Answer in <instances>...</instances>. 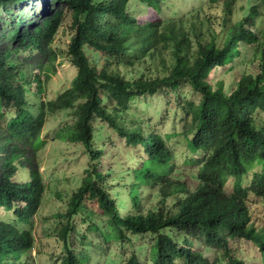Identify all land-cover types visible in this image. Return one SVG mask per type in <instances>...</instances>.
<instances>
[{"label":"trees","instance_id":"16d2710c","mask_svg":"<svg viewBox=\"0 0 264 264\" xmlns=\"http://www.w3.org/2000/svg\"><path fill=\"white\" fill-rule=\"evenodd\" d=\"M23 1L27 0H0V9L7 13L9 4ZM150 1L157 6L162 2ZM53 2L55 11L36 20L24 13L0 20V264H22L33 251L31 232L16 223L29 225L41 206L45 186L35 166L36 144L46 114L63 111L73 112L75 122L67 139L84 148L89 168L63 216L61 264H82L69 237L75 232L74 219L89 203L107 217L118 242L127 235L153 236L151 264H246L230 247L231 239L252 242L264 256V226L254 225L249 202L253 194L264 202V126H253L254 112H264V0H208L177 20L144 24L130 15V0ZM60 3L72 11L75 35L68 55L77 75L55 101H41L35 115L25 87L41 96L45 81L56 73L53 44L65 24ZM22 50H37L46 57L29 79L27 67L14 57ZM236 62L256 64L257 70L243 74L228 89L211 83L216 69ZM125 69H131L130 76L122 73ZM181 82L202 96L184 108L183 119L184 128L193 133L192 149L203 152L195 163L197 187L190 192L179 179L146 169L139 174L141 184L150 189L161 186V207L145 212L138 194L132 199L134 214L122 217L111 198L94 122L129 137L132 147L142 142L148 161L165 167L173 154L161 136L150 129L148 138H141L123 128L120 118L134 96ZM251 170V181L243 187ZM229 180L234 181L230 195L225 191ZM5 212L11 215L5 217ZM201 247L213 258L205 257ZM126 264L141 262L133 254Z\"/></svg>","mask_w":264,"mask_h":264},{"label":"rangeland","instance_id":"374dc122","mask_svg":"<svg viewBox=\"0 0 264 264\" xmlns=\"http://www.w3.org/2000/svg\"><path fill=\"white\" fill-rule=\"evenodd\" d=\"M207 1L162 0L157 6L150 0H130L129 13L139 24L159 19L177 20L192 10L201 8ZM56 7L53 0H27L19 4L12 3L8 5L7 13L0 9V20L7 22L12 14L24 13L30 21H33L47 12L53 13ZM58 9L64 13L65 24L53 44V49L58 56L55 64L56 73L50 80L45 81L41 96L35 94L27 86L25 87V99L35 115L38 113L41 101L45 104L55 101L59 95L70 88L71 82L77 75V69L71 64L68 55L69 45L75 35L72 11L62 3L58 5ZM14 57L27 67L25 78L28 79L31 74L32 76L37 74L38 67L46 61L45 55L37 50L33 53L25 50L18 51ZM121 68L127 67L122 66ZM130 70L125 69L122 73L130 76ZM256 70V64L240 65L236 62L234 65L216 69L210 80L214 86L216 83H223L228 89L243 74L255 73ZM201 97V93L195 91L188 82H181L177 86L161 89L151 95L134 96L126 114L121 116V126L129 132L146 139L152 129L161 136L173 154V159L165 167H156L148 161L142 142L137 147H132L129 144V137L120 136L99 120L94 122L96 132L101 137L97 142V147L102 153L101 164L108 166L104 173L110 175L111 198L122 217L134 214L132 199L138 194L141 197V207L145 212L161 207V189H159L161 186L150 189L141 184L142 176L139 174L146 169H150L159 177L166 175L173 180L174 178L179 179L190 192L197 187L194 178H196L198 168L195 163L202 157L203 152L192 149L193 133H188L184 128L183 119L184 108L192 102L197 104ZM13 110V106H10L9 111ZM254 116L253 126L261 130L264 126V112L256 110ZM74 122L75 117L71 111L46 114V121L36 144L39 165L37 163L35 165L42 175L45 186V192L41 197L42 203L36 215L31 218L29 225L16 223L21 230L31 232L35 243L32 253L26 256V262L22 264H61L64 256V247L59 238L62 227L66 225L63 216L68 210L72 195L80 187L86 176V170L89 168V159L84 148L67 139ZM26 155L31 157L32 154L27 153ZM251 173L252 170L243 180V187L249 185ZM233 187L234 181L229 180L225 191L230 195ZM171 200L172 198L167 201V206L171 205ZM249 202L254 210V225L257 228L263 227L264 202L262 198L253 194ZM86 207L87 209L74 219L75 232L69 237V245L82 264H126L133 254L138 256L141 264H151L155 241L153 236L127 235V240L118 242L111 232L107 217L100 212L96 204L89 203ZM5 214V217L11 215L6 212ZM230 247L237 255L244 258L246 264H264V256H261L260 251L252 242L231 239ZM200 251L205 257L213 258V254L204 252L203 247Z\"/></svg>","mask_w":264,"mask_h":264}]
</instances>
